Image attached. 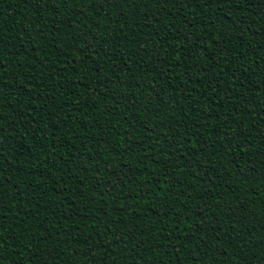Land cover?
Returning <instances> with one entry per match:
<instances>
[{
    "label": "trees",
    "instance_id": "16d2710c",
    "mask_svg": "<svg viewBox=\"0 0 264 264\" xmlns=\"http://www.w3.org/2000/svg\"><path fill=\"white\" fill-rule=\"evenodd\" d=\"M0 264H264V0H0Z\"/></svg>",
    "mask_w": 264,
    "mask_h": 264
},
{
    "label": "snow or ice",
    "instance_id": "6c2138e0",
    "mask_svg": "<svg viewBox=\"0 0 264 264\" xmlns=\"http://www.w3.org/2000/svg\"><path fill=\"white\" fill-rule=\"evenodd\" d=\"M213 2H215V3H227L228 2V0H213Z\"/></svg>",
    "mask_w": 264,
    "mask_h": 264
}]
</instances>
